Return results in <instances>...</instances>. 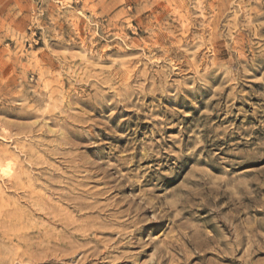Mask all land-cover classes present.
<instances>
[{
    "label": "rangeland",
    "instance_id": "rangeland-1",
    "mask_svg": "<svg viewBox=\"0 0 264 264\" xmlns=\"http://www.w3.org/2000/svg\"><path fill=\"white\" fill-rule=\"evenodd\" d=\"M0 164V264H264V0H0Z\"/></svg>",
    "mask_w": 264,
    "mask_h": 264
},
{
    "label": "bare ground",
    "instance_id": "bare-ground-1",
    "mask_svg": "<svg viewBox=\"0 0 264 264\" xmlns=\"http://www.w3.org/2000/svg\"><path fill=\"white\" fill-rule=\"evenodd\" d=\"M7 164V163H6ZM11 164V163H10ZM12 166V165H11ZM11 167L10 165H4V164H0V175L4 178L5 176L10 175L11 172ZM14 173V172H13Z\"/></svg>",
    "mask_w": 264,
    "mask_h": 264
}]
</instances>
